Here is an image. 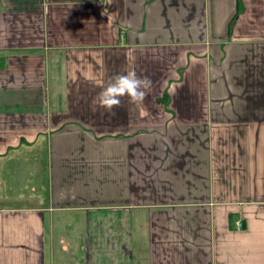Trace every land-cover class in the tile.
<instances>
[{
  "label": "crops",
  "instance_id": "1",
  "mask_svg": "<svg viewBox=\"0 0 264 264\" xmlns=\"http://www.w3.org/2000/svg\"><path fill=\"white\" fill-rule=\"evenodd\" d=\"M0 264H264V0H0Z\"/></svg>",
  "mask_w": 264,
  "mask_h": 264
},
{
  "label": "clouds",
  "instance_id": "2",
  "mask_svg": "<svg viewBox=\"0 0 264 264\" xmlns=\"http://www.w3.org/2000/svg\"><path fill=\"white\" fill-rule=\"evenodd\" d=\"M152 87V81L147 76H139L135 71L117 74L112 77L107 86H102L101 91L94 98L98 108L105 112H112L114 108L122 105V98L127 97L130 105L142 103Z\"/></svg>",
  "mask_w": 264,
  "mask_h": 264
},
{
  "label": "trees",
  "instance_id": "3",
  "mask_svg": "<svg viewBox=\"0 0 264 264\" xmlns=\"http://www.w3.org/2000/svg\"><path fill=\"white\" fill-rule=\"evenodd\" d=\"M167 92L164 94V96L163 97H161V98H159V100H160V102H162L163 100H165L166 99V97H167Z\"/></svg>",
  "mask_w": 264,
  "mask_h": 264
},
{
  "label": "built area",
  "instance_id": "4",
  "mask_svg": "<svg viewBox=\"0 0 264 264\" xmlns=\"http://www.w3.org/2000/svg\"><path fill=\"white\" fill-rule=\"evenodd\" d=\"M237 225H238V226H240V225H241L240 221H238V222H237Z\"/></svg>",
  "mask_w": 264,
  "mask_h": 264
}]
</instances>
